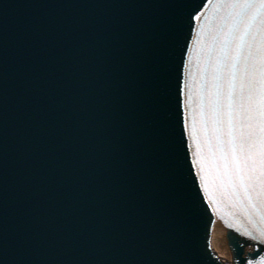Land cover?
<instances>
[{
    "label": "snow or ice",
    "instance_id": "obj_1",
    "mask_svg": "<svg viewBox=\"0 0 264 264\" xmlns=\"http://www.w3.org/2000/svg\"><path fill=\"white\" fill-rule=\"evenodd\" d=\"M196 0H189L183 5L190 10L186 16L179 15L174 23L169 43L156 70L158 110L161 114L160 128L164 133L166 147L175 165L179 166L180 156L176 146L184 141L187 132V109L186 101L183 99L185 85L183 83L185 74L183 69L187 66V49L189 36L185 35V27L189 32L193 30L195 20L199 19ZM230 7L239 8L242 15H247L253 9L264 11V0H230ZM6 14V12L4 13ZM264 55V52L261 53ZM253 59L251 52H245L242 46L233 53L221 50L217 57L215 71L218 75L213 77L211 91L214 95V108L216 115L225 116L227 122L232 125V144L235 149L234 158L241 166V171L248 172V179L253 185L260 184L262 187L257 193L259 201L264 204V87L259 92V98L253 91L252 84L248 88L247 105L244 114L248 123L247 133L236 137L234 134L235 124L232 113L236 111L235 88H229L225 95L223 74L229 73V79L234 81L236 76L234 70L243 63L245 77L248 76L249 61ZM255 71V67L252 66ZM264 74V67L261 69ZM254 84V81L252 82ZM225 101L227 103H225ZM239 141V147H236ZM255 219L250 232L254 240L251 245L252 251L248 253L247 264H264V255L256 251L257 248L264 250V206L258 208L254 213ZM250 218H252L250 216Z\"/></svg>",
    "mask_w": 264,
    "mask_h": 264
},
{
    "label": "water",
    "instance_id": "obj_2",
    "mask_svg": "<svg viewBox=\"0 0 264 264\" xmlns=\"http://www.w3.org/2000/svg\"><path fill=\"white\" fill-rule=\"evenodd\" d=\"M20 1H22V0H20ZM128 1H129V3H131L133 0H128ZM2 4H3L2 8L4 9L7 7L6 4H8V3L6 0H2ZM0 10H1V8H0ZM82 10L87 11L86 6L82 7ZM18 15H19V19H21V21H22L23 20L22 15L21 14H18ZM16 17H17V15H15V14H11V15L6 14V16L2 18V22L4 23V25H0V44H2L4 42H7V45L9 44V49H8L7 53H5V52L2 53V51L0 52V54H3L5 56V57L3 55L0 56V68H1V70H3V68L6 64V61H9L10 57L12 55H15V51H16L15 46L18 43V40L22 39L21 37L24 33V29L26 32V28H24V23L26 26L27 21L24 22V20H25L24 19L22 22H19V21L16 22ZM14 29H16V30H14ZM7 38H8V41H7Z\"/></svg>",
    "mask_w": 264,
    "mask_h": 264
},
{
    "label": "bare ground",
    "instance_id": "obj_3",
    "mask_svg": "<svg viewBox=\"0 0 264 264\" xmlns=\"http://www.w3.org/2000/svg\"><path fill=\"white\" fill-rule=\"evenodd\" d=\"M220 234H221L220 232H217V234H216V235L219 237V236H220Z\"/></svg>",
    "mask_w": 264,
    "mask_h": 264
}]
</instances>
